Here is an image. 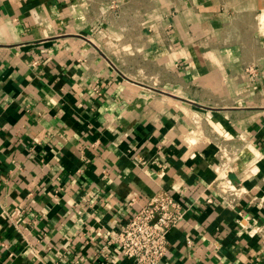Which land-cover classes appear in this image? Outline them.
Instances as JSON below:
<instances>
[{
	"label": "crops",
	"instance_id": "1",
	"mask_svg": "<svg viewBox=\"0 0 264 264\" xmlns=\"http://www.w3.org/2000/svg\"><path fill=\"white\" fill-rule=\"evenodd\" d=\"M161 191L163 264H264V0H0V264H135Z\"/></svg>",
	"mask_w": 264,
	"mask_h": 264
},
{
	"label": "built area",
	"instance_id": "2",
	"mask_svg": "<svg viewBox=\"0 0 264 264\" xmlns=\"http://www.w3.org/2000/svg\"><path fill=\"white\" fill-rule=\"evenodd\" d=\"M227 152H223L216 171L220 193L231 203L243 194L229 178ZM213 202L212 198L207 200ZM190 208L168 191L156 194L127 224L112 233L109 245L135 264H163L170 248V233L186 219ZM264 237V227L256 229Z\"/></svg>",
	"mask_w": 264,
	"mask_h": 264
},
{
	"label": "bare ground",
	"instance_id": "3",
	"mask_svg": "<svg viewBox=\"0 0 264 264\" xmlns=\"http://www.w3.org/2000/svg\"><path fill=\"white\" fill-rule=\"evenodd\" d=\"M190 143H193V141L192 142H190ZM251 149V148H250ZM252 152H254V151H252ZM247 193V192H246Z\"/></svg>",
	"mask_w": 264,
	"mask_h": 264
}]
</instances>
